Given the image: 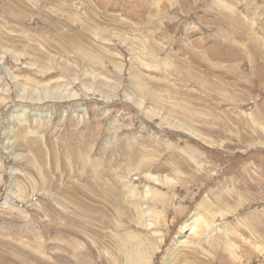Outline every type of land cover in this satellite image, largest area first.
Instances as JSON below:
<instances>
[{
	"label": "rangeland",
	"instance_id": "1",
	"mask_svg": "<svg viewBox=\"0 0 264 264\" xmlns=\"http://www.w3.org/2000/svg\"><path fill=\"white\" fill-rule=\"evenodd\" d=\"M204 200L183 264H264V0H0V264H164Z\"/></svg>",
	"mask_w": 264,
	"mask_h": 264
},
{
	"label": "bare ground",
	"instance_id": "2",
	"mask_svg": "<svg viewBox=\"0 0 264 264\" xmlns=\"http://www.w3.org/2000/svg\"><path fill=\"white\" fill-rule=\"evenodd\" d=\"M41 61H42V59H41ZM42 72H43V70H42ZM149 176L150 175H148V177ZM167 177L165 175L163 177V175L160 174V175H158L156 177L150 176V179H151V182L154 183V185H156L157 183H164V182H172L173 183L172 180L174 178L170 177L171 179H169V177L168 178ZM155 182H157V183H155ZM174 187H175V185H174ZM127 190H128V192L130 194H133V196L135 195L136 202H134V205L133 204L132 205L136 208L137 214H138V212H140L141 216H145V217L148 216V218H149V216L151 217V215H153V214H151V210L148 208V205L143 206V203L147 202V204H148L149 200H147V198L151 197V196L152 197L156 196V198H157V195H159L160 192L156 188L147 187L146 186V189H144V190L142 189L141 190L142 194L137 197L136 191L134 192L133 189H131V188H128ZM158 198H159V196H158ZM211 199H212V196H211ZM211 207H212V201L204 200L203 203H199L196 206L195 210L192 211L190 213V215L179 224V227L176 230L175 235L172 238V243L170 245V248L167 251L166 262L164 264H174V263H176V264H181L182 263L183 264L184 261L186 260V256L187 255L182 252V249H180L181 247H183L184 245L200 246L202 244L201 243L202 240H204L206 242L208 241V239L211 237V234H212V231H213V230L211 231L212 228L209 230V228H210L209 226L212 224V222H210V218L208 220H206L207 218L204 219L203 217H200L199 213L202 214V212H204V213L206 212L208 214V216L212 217L213 214H216V213L212 210ZM217 215L221 216L222 213L221 214H217ZM151 225H152L151 223H147V228L151 229V227H150ZM235 228H236L235 226L234 227H228L227 228V234L225 235V237H223V238L226 239L223 242V247L232 245V252L231 253H233V254H234V248H236V247H235L234 243L230 240L231 239L230 231L234 230V232H235ZM151 233L154 234L155 236L160 235V232L158 230H152ZM204 233H206V235ZM161 236L162 235H160V237ZM237 236H239V235H237ZM132 238H133L132 240L131 239H127V238H125L124 240H121L122 243L127 246V249L125 250L126 252L124 250H123L124 252H121L122 254H121L120 258H121L122 262H124V261L126 262L127 261L128 264H145L146 258L143 255L145 253H143V254L139 253V246L138 245H140V243H138L136 241V239H135V237H133V235H132ZM251 242L252 241H249V240L247 241V243H249V244ZM182 243H184V244H182ZM219 244H221V243L219 241H217L216 245L219 246ZM252 244H255L256 248H262L261 246L257 245L256 243H252ZM156 248L157 247L155 246V247L152 248V250H154ZM229 248H231V247H229ZM184 249H186V248H184ZM135 250H137V252H135ZM258 250L260 251L261 249H258ZM117 251H118V249H117ZM174 254L176 256L175 257V261L172 260L173 257H174L173 256ZM235 255H237V254H235ZM179 262H181V263H179ZM238 264H243V263H238Z\"/></svg>",
	"mask_w": 264,
	"mask_h": 264
}]
</instances>
